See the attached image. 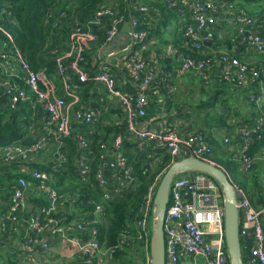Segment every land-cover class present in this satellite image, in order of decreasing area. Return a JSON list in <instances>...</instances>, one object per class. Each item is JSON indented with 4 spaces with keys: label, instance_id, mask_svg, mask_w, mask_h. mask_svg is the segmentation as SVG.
I'll list each match as a JSON object with an SVG mask.
<instances>
[{
    "label": "built area",
    "instance_id": "2783aa9c",
    "mask_svg": "<svg viewBox=\"0 0 264 264\" xmlns=\"http://www.w3.org/2000/svg\"><path fill=\"white\" fill-rule=\"evenodd\" d=\"M172 9L187 8L194 19L193 24L183 29V38L191 44L193 49L201 52L204 47L202 33L212 28L217 18L214 12L217 4L214 0H162ZM143 14L147 29L139 30V20L132 18L131 31H129V44L123 49L124 61L133 69V80L141 82V88L136 94H125L117 86V79L113 73V66L108 60L97 62L96 73L90 76L85 65V53L92 43L97 42L98 36L91 29L92 24H99L101 17H112L111 27L108 31V45L120 33L121 17L117 16L116 6L102 5L96 14V19L89 25L82 24L66 12L49 15L54 19V28H62L68 21L71 32L68 37V50L56 55L57 76L61 84L46 76L41 69L36 71L26 60L22 51L14 42L11 34L0 24V31L6 36L8 42H0V98L7 99V109L17 110L20 103L29 101L33 108L41 106L42 116L39 125L43 127L40 138L25 145L16 143L5 145L0 149L1 164L27 163L30 164L40 158L48 149L56 148V156L64 159L60 148L64 147V140L74 136L77 141L80 156L77 158L75 168L80 179L89 183L92 176L91 168V135L76 129V124L87 126L92 134L94 127L100 122L101 113L97 110L79 108L73 115L71 108L78 102L75 79L81 83L96 82L110 99H116L119 108L126 115L129 141L140 140L145 145L157 144L170 154L173 162L195 157L201 161L211 162L210 156L213 147L209 140L200 132L182 137L175 131L166 129L164 121H159L158 129L141 128L138 120L147 115L146 108L149 103L147 90L159 79V70L153 62L142 55L140 50L149 41L151 29L154 27L152 19H160L158 8L138 3ZM1 11V9H0ZM69 14V15H68ZM56 16V17H55ZM237 35L252 51L264 54V36L252 33L264 27L259 17H253L238 12L234 17ZM151 19V20H150ZM208 37V36H207ZM209 38V37H208ZM114 53L111 52L108 58ZM182 71L202 74L211 68L212 58L194 59L188 56L179 57ZM215 65V64H214ZM216 68L219 69V82L236 83L243 86L248 82L258 84V94L250 95L249 101L258 108L264 103V87L261 74L248 63L238 59L228 52H222ZM31 91L32 95L28 94ZM61 92V93H59ZM70 100V102H69ZM104 99H101L103 101ZM263 132L261 125L245 129L242 137L246 139L239 152H234V159L241 164L244 173H249L255 166L256 159L251 153L254 138H260ZM52 141V142H51ZM229 139H224L227 144ZM92 160H94L92 158ZM99 169L95 174L98 186L103 190L104 200L109 201L118 197L116 194H130L138 188V177L133 168L129 166L124 149V138L121 134L115 136L110 145L101 144ZM25 174L40 183L39 188L44 193L49 208L37 211L28 221V232L24 237V247L33 254L38 246L49 248L44 235L52 233L62 238L72 246L74 254H81L83 264H152L151 214L154 213V198L159 187V178L152 184L144 200L141 215L134 225L123 229L116 243L107 246L100 241V230L97 225L106 216L105 206L96 203L93 221H80L78 224H61L52 215L57 214L62 195L55 187L48 185L50 175L47 172L24 169ZM170 189L169 206L165 216L166 264H228L229 256L225 238V208L221 187L207 174L187 171L177 175ZM13 191L9 209L0 219V233L5 235H18L23 228V215L30 209L29 196L33 187L26 176L18 179L12 186ZM39 191V190H38ZM187 192L190 200L183 198ZM237 207L239 218L253 226L254 246L251 252L252 264H264V208L257 209L243 193L238 192ZM45 214V216H43ZM154 220V219H153ZM71 231L87 233L89 237H73ZM246 228L240 230V236L247 235ZM118 255H121L119 260ZM34 258L31 259L33 261Z\"/></svg>",
    "mask_w": 264,
    "mask_h": 264
},
{
    "label": "crops",
    "instance_id": "0c3cea01",
    "mask_svg": "<svg viewBox=\"0 0 264 264\" xmlns=\"http://www.w3.org/2000/svg\"><path fill=\"white\" fill-rule=\"evenodd\" d=\"M214 1L217 4V9L214 12L217 22L212 28H209L202 33V36L204 37V47L201 53L203 52L205 55L209 54L214 57L215 65L213 68L215 69L222 52H228L231 55L240 58L242 61L248 63L252 68L260 72L261 82L264 87V54L250 50L243 43L241 37L237 35V29L233 22L235 19L234 17L238 12H243L253 17H259V19L264 22V12L261 14L258 5H249L244 3L243 0H237L234 3L224 2L222 0ZM103 5L108 7L116 6L117 16L122 18L123 23L120 25V33L115 40L110 43V45H107L98 51V58L108 60L109 63L112 64L113 73L117 79V86L123 93L128 95L136 94L142 84L140 81L133 80L132 66L127 64L124 61V57H122V51L130 41L127 39L128 34H121V31L128 23L131 26L130 20L132 18L139 20V30H146L147 24L143 20V14L140 11L138 2H135L134 0H124V2L123 0H105ZM178 12V18H174L172 23L160 28L161 32H159V36L154 35V37H152V33L155 28L160 26V19H152L154 27L151 29V33L148 37L149 41L142 50H138H140L144 57L151 60L154 65H157L159 71L166 72L167 70L168 75L173 77V85L168 87L170 88L169 93H171L173 97L170 96V94H168V97H172L174 101L184 105L185 97H190L192 94H195L196 96L200 95L199 91H194L195 89H200V86L199 83L191 77V75L195 76L194 74L190 72L184 73L180 67V55L184 56V51L194 50L191 44L182 36L185 26L193 24L194 19H192L191 12L187 8H182ZM254 32L264 36V27L258 28ZM239 41L240 43L238 44ZM111 49L116 50L110 51ZM111 52H113L114 55L111 56V58H108V55H110ZM94 61L96 60L94 59L93 62ZM216 74L217 73H215V75ZM88 83H82L84 85L83 88L76 83L74 84L77 86L76 93L78 95V102L71 108L70 114L73 115V119L75 115L74 113L77 109H89L91 107L101 113L100 124L98 123V126L101 128L107 129L113 125H119L122 121L123 112H121L117 100L110 99L108 94H106L96 82ZM222 83L224 84H222V86L219 85V88L216 89L218 90L216 91V106L214 107V110H212L213 113L210 117H206L205 114H200L198 111L191 108H187L190 111L189 113L186 111L183 112V114H180L174 106L170 109L169 107L167 108V98L163 91L159 88L157 89L156 86H150L147 90V93L149 94V103L146 108L147 116L139 119L138 125L141 128L158 129V122L164 121L166 128L169 123L172 130L182 137L192 134L199 126L202 128L208 127L209 130L212 129L213 131L211 130L212 135H210V138L219 143V154H214L213 159H220L219 162L215 163L212 161L211 156V161L225 170L238 192L242 194L244 193L247 197L248 195L243 191L241 186L244 175L250 173L248 177H245L249 183V192L253 188L259 196L262 195L264 197V135L262 134L260 138H254L255 140L253 141L251 153L254 151L256 158V163L253 168L254 170L252 169L249 173H244L241 164L233 158V153L239 152L246 142V139L242 137L243 130L251 129L253 126L260 124L264 131V103L258 108L249 101L250 95L258 94V86L256 83L251 82H248L243 86H237L236 84L229 82ZM56 84L58 83L56 82ZM152 85H154V83ZM28 94L31 96V91H28ZM3 99V97L2 99L0 98V111L7 110V105L5 101L3 102ZM101 99L104 100L101 101ZM192 110L196 112L195 116L190 115L194 114ZM98 126H95L94 130H96ZM210 126L212 128H209ZM77 130L85 134L88 133V128L85 125L79 126ZM30 133L36 137L37 141L43 133V127L40 125L37 128L34 127L31 129ZM123 138L125 140V137ZM227 138L229 139L228 143L223 144L222 142ZM128 142H134V147L132 149L125 148L127 150L126 157L131 168H133L130 164L133 159H131V155L134 153L136 157H139L138 160H140L141 163H146L147 160L154 157L156 160L162 159L166 154L165 149L158 147L157 144L145 145L140 140H128ZM50 153L51 150L48 149L37 161L50 165L52 162L50 159ZM229 160L231 161L230 165L228 164ZM233 166H235V170H233ZM23 172H25L24 169H22V173ZM125 194L126 193H120L116 195L122 197ZM30 197L31 193L29 198ZM183 198L187 202L190 200V196L187 192H183ZM9 203L10 198L7 197V190L0 189V219L9 209ZM29 206V211L23 215V228L20 234L10 235L5 233V235H3L0 233V264H83L81 254H74L72 246L69 245L68 242L52 233H46L44 235L46 242L49 243V248L38 246L33 254L26 251L23 242L29 228L28 221L31 220V217L36 212V208L33 205L29 203ZM65 213L67 214L65 219L68 218V215H71L73 219H75L72 222L73 224L75 223L74 225L87 217L86 215H82L79 212V209L77 211L70 208L69 212ZM239 219L240 230L246 228L248 231L247 235L240 236L239 234V238L241 239L243 264H252L250 254L254 246L253 226L249 223L243 222V219ZM262 219L264 223V215ZM70 235L73 237H82L84 239L89 237L87 233L76 231H71ZM32 258H34L33 261H31ZM135 262L137 264H143L142 261L139 262L136 260ZM228 264H231L230 256Z\"/></svg>",
    "mask_w": 264,
    "mask_h": 264
},
{
    "label": "trees",
    "instance_id": "16d2710c",
    "mask_svg": "<svg viewBox=\"0 0 264 264\" xmlns=\"http://www.w3.org/2000/svg\"><path fill=\"white\" fill-rule=\"evenodd\" d=\"M104 1L105 0H0V24L11 34L14 42L18 48H20L32 68L36 71L41 69L47 77L54 79L55 82L60 85L61 81L57 76L56 55L63 54L68 50V37L71 32V24L68 21H63L67 24H65L62 28H54V19L50 18L49 15L56 12V16H59L60 12H66L70 14H68L70 18L74 17L82 24L89 25L95 21L96 14L104 4ZM134 1L145 5L147 4L151 8H158L160 10V26L158 25L159 27L153 30L152 37H154V35L159 36L158 34L161 32L160 28L172 23L174 18H178L179 16V9L169 8L162 0ZM222 1L234 3L237 0ZM243 2L249 5H258V8L261 10V14L264 12V0H243ZM111 19V16L101 17V22L99 24L91 25V29L98 36V41L92 43L90 48L85 53V65L88 68L91 77H93L96 73L97 62L101 59L98 58V51L108 45L107 38L108 31L111 27ZM0 42H8V39L1 31ZM239 43L240 41L238 44ZM183 55L194 59L212 58L214 60V57L211 55H205L203 52H196L194 50L184 51ZM94 59L96 61L93 62ZM214 64L215 61L213 62L211 68L205 70L202 74L192 73L195 76L191 75V77L196 80L200 86V89H195L194 91H199L200 95L196 96L195 94H192L190 97H185L184 105L174 101L172 94L169 93L170 88L168 87L173 85V77L168 75L167 70L166 72L160 70L159 79L151 86H156L157 89L159 88L163 91L167 98V108L169 107L170 109L174 106L180 114H183V112L186 111L189 113L190 111L187 108H191L198 111L200 114H205L206 117H210L213 113L212 110H214V107L216 106V91H218L216 89L219 88V85L222 86V84H224L222 83L224 81L221 83L219 82V69L213 68ZM214 72L217 74L215 75ZM75 83L80 85L81 88L84 87L78 79H75ZM168 94L172 97H168ZM147 95L149 97L148 93ZM4 101L7 103V99L4 98L3 102ZM193 112L194 114L190 115L195 116L196 112ZM42 115L41 106L39 105L34 109L29 101L20 103L17 110L11 111L7 109L0 111V149H2L5 145L16 143L28 145L36 142V137L30 132L32 128H37L39 126V120ZM78 125L81 126L82 124H76V129L79 128ZM99 127L100 126H98L96 130L91 131L93 132L92 134H90V130L88 128L87 133V135H91V156L94 159L92 160L91 158L92 176L89 183L83 182L77 174L75 163L77 158L80 156V150L78 149L77 141L74 136H71L64 140L65 145L60 148L64 159H60L59 156H56V148L53 147L50 153V159L52 161L50 165L37 161L40 158L30 164L10 163L3 165L0 162V189H6L7 197L11 199V191L13 189L12 186L15 185L18 179L22 178V176H26L33 187L29 203L36 208V212L41 211L43 208L47 209L49 208V203L39 188L40 183L34 180L31 176L26 175L25 172L22 173V169H31L32 167L40 172H47L50 175L48 185L55 187L63 196L58 205L59 209L57 214L52 215V217L57 219L61 224H71L75 219H73L71 215H68V218L65 219V216H67L65 212L68 213L69 209L72 208L77 211L79 209V212L82 215L87 216L83 220L93 221L94 211L96 209V206L93 205V203H100L105 206L106 216L104 220L97 225L100 230L99 238L103 244L111 246L116 243L119 233L123 229L130 227V225L133 226L135 223L134 221L140 217L141 211L144 207V200L148 195L152 184L157 178H159L158 181L162 180L165 173L169 170L170 165L173 163V160L170 154H165L162 159L156 160L154 157L147 160L146 163H141V161L138 160L139 157H136L135 153L132 154L131 159H133L130 164L133 167L135 176L139 179L137 184L138 188L130 194H125L122 197L119 196L106 201L103 197V190L100 186H98L95 179V174L99 169L97 166L101 156V144L110 145L115 136L119 134L125 137L124 149H132L134 147V142H128L130 134L129 131H127V120L124 112L122 121L119 125H113L107 129ZM209 128L212 127L210 126ZM166 129L172 130L169 123ZM211 130H209L208 127L202 128L199 126L194 132L202 133L209 140L211 147H213V153L211 155L212 161L217 163L220 158H215L214 160L213 155L219 154V143L210 138V135H212ZM262 134L264 135V131ZM252 154L254 155V151ZM228 164H231L230 160ZM233 168V170H235V166H233ZM249 175L250 173L244 175L241 187L248 195L255 208L262 209L264 208L262 207L264 206V197L262 195L259 196L253 188L249 192V183L245 178ZM43 216H45V214ZM153 219L154 213L151 214L150 222L152 225L154 224ZM121 257V255H118L119 260Z\"/></svg>",
    "mask_w": 264,
    "mask_h": 264
},
{
    "label": "water",
    "instance_id": "95a60500",
    "mask_svg": "<svg viewBox=\"0 0 264 264\" xmlns=\"http://www.w3.org/2000/svg\"><path fill=\"white\" fill-rule=\"evenodd\" d=\"M131 26L128 23L121 34H129ZM254 36L258 33L253 32ZM111 49L110 51H115ZM187 171L207 174L221 186L225 208V238L228 256L231 264H243L241 239L239 238V210L237 207L238 190L229 179L227 172L214 163L201 161L195 157H187L173 162L159 183L154 198V224L151 237L152 264H166L165 216L169 206L170 189L173 179Z\"/></svg>",
    "mask_w": 264,
    "mask_h": 264
},
{
    "label": "rangeland",
    "instance_id": "374dc122",
    "mask_svg": "<svg viewBox=\"0 0 264 264\" xmlns=\"http://www.w3.org/2000/svg\"><path fill=\"white\" fill-rule=\"evenodd\" d=\"M254 157H255V155H254ZM256 159V158H255Z\"/></svg>",
    "mask_w": 264,
    "mask_h": 264
}]
</instances>
